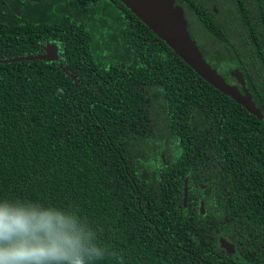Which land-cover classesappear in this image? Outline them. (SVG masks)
I'll use <instances>...</instances> for the list:
<instances>
[{"label": "trees", "instance_id": "1", "mask_svg": "<svg viewBox=\"0 0 264 264\" xmlns=\"http://www.w3.org/2000/svg\"><path fill=\"white\" fill-rule=\"evenodd\" d=\"M176 5L264 117V0ZM46 44L0 64V208L61 217L85 264H264V119L119 0H0V60Z\"/></svg>", "mask_w": 264, "mask_h": 264}, {"label": "water", "instance_id": "2", "mask_svg": "<svg viewBox=\"0 0 264 264\" xmlns=\"http://www.w3.org/2000/svg\"><path fill=\"white\" fill-rule=\"evenodd\" d=\"M35 2L36 0H31ZM136 17H138L155 35L159 41H164L189 67L215 89L230 97L237 104L245 108L250 114L263 120L262 111L253 101V96L246 85L244 74L235 71L232 76L236 83L230 84L204 58L195 40L191 38L188 23L182 7L176 5V0H119ZM60 59L57 44H46L44 54L0 60V64L23 61H58ZM206 191V187L203 188ZM189 199L188 181L185 183L184 206L187 208ZM204 214V205L201 207ZM222 249L234 255L236 246L234 241L222 238Z\"/></svg>", "mask_w": 264, "mask_h": 264}, {"label": "clouds", "instance_id": "3", "mask_svg": "<svg viewBox=\"0 0 264 264\" xmlns=\"http://www.w3.org/2000/svg\"><path fill=\"white\" fill-rule=\"evenodd\" d=\"M66 227L59 216L0 208V264H85L80 238Z\"/></svg>", "mask_w": 264, "mask_h": 264}, {"label": "rangeland", "instance_id": "4", "mask_svg": "<svg viewBox=\"0 0 264 264\" xmlns=\"http://www.w3.org/2000/svg\"><path fill=\"white\" fill-rule=\"evenodd\" d=\"M235 84V83H234Z\"/></svg>", "mask_w": 264, "mask_h": 264}]
</instances>
